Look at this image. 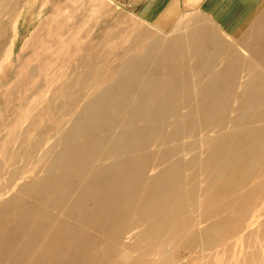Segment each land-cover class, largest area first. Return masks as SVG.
I'll list each match as a JSON object with an SVG mask.
<instances>
[{"label":"rangeland","instance_id":"obj_1","mask_svg":"<svg viewBox=\"0 0 264 264\" xmlns=\"http://www.w3.org/2000/svg\"><path fill=\"white\" fill-rule=\"evenodd\" d=\"M198 3L199 0L183 2L180 14L163 30L142 21L118 0H0V5L5 4L0 8V218L7 223L0 222V246L9 248L5 255L0 254V260H7L5 264H31L36 257L43 264H52L49 245H63L74 240L80 250L87 245L91 250L67 256L61 246L64 262L230 264L231 257L239 262L244 256L258 259L259 264L264 262V251L255 248L262 245L263 240L251 236L258 232L263 222L264 199L241 203L240 197L246 195L241 192L227 200L221 198L214 203H204L207 192L203 174L204 169L209 168L203 163L206 151H219L224 144L242 143L247 139L246 132L264 128V123L250 127L243 126L245 122H236L237 117L251 118L264 113L261 106L239 104L264 95V57L252 63V57L238 55L237 43L224 33H217L200 14ZM202 27L220 37V52L213 59L217 68L195 74L199 82L193 88H183L186 74L171 73L168 65L154 76L166 85L179 79L181 86L164 92L171 93L177 102L176 110L169 114L180 119L181 136L170 149L182 148L171 157L184 167V183L176 189L182 200L159 203L157 199L141 198L134 203H112L115 209L111 211L107 201L102 200L92 203L87 212L88 203H83L80 192L97 169L85 174L73 168L67 174L66 189L76 185L66 198L60 199V203H56V196L54 200L35 203L26 185L46 177L48 168L59 162L57 156L67 148L63 145L69 139L67 133L76 129V126L71 127L73 120L81 121L82 116L90 115L82 111L90 97L81 87L98 84V88L109 77H114L120 67L133 73L132 66L123 64L126 59L136 61L141 56L143 40L173 39L178 43V38H188ZM179 54L178 59L184 65L191 64L190 61L186 63L191 58L186 57L185 52L179 50ZM132 64L138 70L143 67L138 61ZM92 71L100 74L94 76ZM68 83L72 89L68 91L70 94H59ZM198 93H201L202 107L204 100L211 98L203 108L183 110L179 107L189 95ZM59 102L64 104L58 105ZM187 115L212 120L186 123ZM163 124L174 125L171 121ZM185 126H203L207 130L201 137L190 138L183 136ZM85 134L90 141L93 136L90 127ZM82 137L84 140L86 136ZM83 140L79 143L86 154L81 162L94 161V165L106 150L90 149ZM166 148L151 146L149 150L155 154ZM256 155L264 160L263 151ZM192 157L193 168H190ZM60 164H65L64 159ZM153 173L152 167L145 170V177H148L142 190ZM258 181L244 190L252 194L251 189ZM172 192L174 195L175 191ZM105 193H109L108 189ZM257 194L262 195L263 190ZM224 212L228 213L227 217L223 216ZM110 213L111 217L102 225L104 216ZM215 222H221L228 233L207 248L204 233ZM69 226L72 231L67 233ZM28 229L33 230L29 236ZM55 231L57 235L51 237ZM33 235H37L38 242L28 255ZM45 245H48L46 250L39 253ZM123 253L128 257L121 262L119 257Z\"/></svg>","mask_w":264,"mask_h":264},{"label":"bare ground","instance_id":"obj_2","mask_svg":"<svg viewBox=\"0 0 264 264\" xmlns=\"http://www.w3.org/2000/svg\"><path fill=\"white\" fill-rule=\"evenodd\" d=\"M4 5H0V8H3ZM213 27L217 30L214 25ZM217 33L220 32L217 30ZM218 36L212 30L202 27L198 32H192V35L188 38H178V43L173 42L176 41L173 39L158 40L151 38L150 42L141 40L143 43L141 56L135 59L136 61L126 59L123 64L132 66L133 73L131 71L128 72L126 68L120 67L114 77H109L107 82L99 85L98 88V84L82 86L81 89L89 92L88 96L90 97L84 106L85 109L82 111L88 112L90 115L82 116L81 121L73 120L71 127L73 126L72 129H74L76 126V129L74 132L67 133L68 135L70 134L69 139L64 141L63 144L67 148L57 156L56 160L59 159V162L48 168L46 177L40 180H32L26 185L31 190V199L35 203H43L48 199L54 200L56 196V203H60V199L66 198L74 185H76L73 184L69 189H66L68 184L66 177L70 171L69 169L75 168L85 174L97 169L84 183L86 187L80 192V196L84 199L83 203H88L86 206L87 212L91 209L92 203H98L102 200L107 201L105 203H107V206L109 205V211L115 209L112 203H134L141 198L144 200L157 199L159 203H166L168 200L176 202L182 200L180 194L176 193L178 191L176 189L184 183L182 174L184 167L180 161L171 160V157L178 154L182 148L176 146L174 149H170V145L178 143L177 138L181 136L178 129L180 119L169 114L176 110L177 102L171 93L164 92L165 90H173L181 86L178 83L179 79H173L172 83L166 85L159 83L154 76L160 68L168 65L171 73L183 72L186 74L185 78H183L185 81L183 88L195 87L199 82V78L195 77V74L209 68H217L216 61L213 59H216L220 52V37ZM171 41L172 44L170 45ZM178 49L185 52L186 57L191 58L186 61V63L190 61V65H184V62L178 59V56H180ZM163 60L165 61L164 65ZM137 61L143 64L141 70H138L132 64ZM92 74L98 76L100 73L92 71ZM130 75H132V78ZM101 78L104 79L103 76ZM70 86V83L66 84L67 89L62 88L59 94L65 96L70 94L69 92L72 90ZM200 95L201 93L189 95V98L181 103L179 107L183 110L203 108L210 102L211 98L205 99V105L202 107ZM62 104L64 102L58 103V105ZM239 104L261 106L264 112V95L258 96L257 99L251 101L246 99ZM209 119L211 118L200 117L194 119L191 115H187L184 120L186 123H192L194 121L207 122ZM165 121H171L174 125L168 127L163 124ZM236 122H245L243 126L251 127L252 125L254 127L264 123V113L251 118L237 117ZM88 127L91 128L93 135L90 139L91 142L87 138V134H85L88 131ZM206 130H204L203 126H196V128L185 126L183 136L190 138L201 137L204 133L203 131ZM81 132H83L82 136H86L84 140L82 136H79ZM245 137L247 138L246 141L236 144H224L219 151H204L206 157L203 158V163L209 165V168H206L207 170L204 169L203 173L206 176L204 184L207 192L204 203H214V201L221 198L222 200H227L234 194L241 192L246 193L245 196L240 197L241 203L243 201L248 203V201L264 199V180L262 179L264 178V160L258 159L256 155L259 151L264 152V140H259L264 138V128L253 129L252 132L248 131L245 133ZM80 139L83 140L85 146L90 145L88 147L90 149L104 148L106 150L102 152L103 157L97 159V163L94 165H92L94 161L85 162L84 164L81 162V160L85 159L86 153H84V147L79 143ZM151 146L168 148L164 149L162 153L158 151L154 154L149 150ZM61 159H64L65 164H60L62 162ZM110 160L113 161L109 162ZM193 160L194 157L190 161L192 163L190 168H193ZM148 167L153 168V177L147 183L146 188L142 190L146 177H148H145V170ZM188 179L190 180V177ZM255 181L258 182L251 189L252 194H249V191H245L244 188L249 184L255 183ZM89 186H93V189ZM106 189L109 191L108 194L105 193ZM141 190L142 194H140ZM173 190L175 191L174 195ZM262 190L263 194L259 196L257 193ZM13 212L15 215L18 214L16 211ZM111 215L110 213L104 216L105 219H103L104 221L101 224L105 225L107 218H110ZM223 216L227 217L228 213L224 212ZM261 216L263 217V222L259 225L258 232L255 234L251 233V236H256L263 240L262 245L255 248H260V250L264 251V213ZM89 220L90 216L85 222L88 223L87 221ZM0 222L7 224L6 220L2 218H0ZM32 231L28 229V236ZM66 231L70 233L72 226H69ZM226 233H228L227 228L221 222H215L214 226L204 233L208 241L205 246L210 248L211 242L219 241ZM175 234L177 235L176 232ZM54 235H57V231L51 237ZM36 238H38L37 235L31 236L27 253L28 251L31 252L35 247L38 242ZM75 244L76 241L74 240L66 241L63 245L59 243L49 245V251L53 253L52 264H73L70 261H63L62 258H65L64 252L62 253L63 247L67 252V256L76 255L83 250H91L89 245L80 250ZM47 246L42 247L39 253L44 252ZM7 249L9 248L4 245L0 246V254L2 256L5 255L4 252ZM127 257V254L123 253L119 259L124 262ZM229 260L230 264H259L258 259L254 258V260H251L249 256H244L239 262L233 257ZM6 261L2 258L0 264H5ZM31 264L43 263L40 260L38 261L36 257ZM261 264H264V262Z\"/></svg>","mask_w":264,"mask_h":264},{"label":"crops","instance_id":"obj_3","mask_svg":"<svg viewBox=\"0 0 264 264\" xmlns=\"http://www.w3.org/2000/svg\"><path fill=\"white\" fill-rule=\"evenodd\" d=\"M118 1L142 21L164 30L189 0ZM197 8L218 31L237 43L238 55L252 57V63L264 57V0H199Z\"/></svg>","mask_w":264,"mask_h":264}]
</instances>
